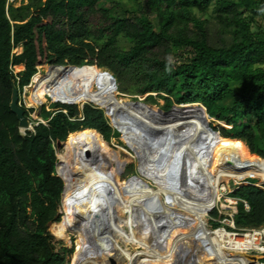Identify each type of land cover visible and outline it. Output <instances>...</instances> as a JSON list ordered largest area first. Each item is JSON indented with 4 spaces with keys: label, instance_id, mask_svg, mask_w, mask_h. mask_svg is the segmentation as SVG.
I'll list each match as a JSON object with an SVG mask.
<instances>
[{
    "label": "trees",
    "instance_id": "obj_1",
    "mask_svg": "<svg viewBox=\"0 0 264 264\" xmlns=\"http://www.w3.org/2000/svg\"><path fill=\"white\" fill-rule=\"evenodd\" d=\"M134 3L138 7H130ZM148 3L157 6L155 19L144 10ZM53 4L50 24L43 30L49 57L42 75L37 73L33 34L20 24L42 0H0V264H68L73 249L57 250L48 230L49 222L61 218L63 179L56 172V140L85 128L96 129L107 141L121 134L93 101L82 107L42 103L39 115L48 123L39 121L23 132L9 107L11 78L20 100L34 77L32 100L39 102L47 93L62 102H84L89 101L86 95L100 99L119 92L98 70L103 67L113 73L119 90L130 93L126 85L131 82V94L151 93L149 98L164 100V109L202 103L216 120L211 125L223 137L222 150L236 152L231 177L264 181V0ZM16 48L22 53L14 52ZM15 65L23 69L18 74ZM119 98L110 112L116 118L129 105L128 99ZM231 195L239 199L234 213L238 227L264 224V183L236 185ZM212 216H219L218 211Z\"/></svg>",
    "mask_w": 264,
    "mask_h": 264
},
{
    "label": "bare ground",
    "instance_id": "obj_2",
    "mask_svg": "<svg viewBox=\"0 0 264 264\" xmlns=\"http://www.w3.org/2000/svg\"><path fill=\"white\" fill-rule=\"evenodd\" d=\"M147 109L148 106L141 113L129 104L124 112H132L134 118L144 117L149 114ZM156 110L153 107V111ZM181 110L183 112H176L188 115L185 119L188 121L178 120L167 129L181 131L186 154L192 156L194 162L186 165V169L177 162L174 178H169L163 170H153L148 163L143 164L141 175L153 180L156 186L136 176L118 182L116 177L123 172L126 160L121 159L99 131L85 128L70 133L65 140L58 168L66 184L65 212L60 221L51 223V228L55 236L67 242H71L70 232L77 234L73 264H107L113 254L116 264H146L148 261L182 264L179 258L184 251L191 253L184 264H193L196 250L200 251V264L201 261L204 264H258L251 263L247 256V241H237L222 226L209 228L208 219L203 217L216 203H212L213 189L224 181L218 169V158L223 155L220 152L223 137L212 134L207 128L203 118L205 110L195 104L185 105ZM198 143H207L204 149L210 150L209 153L199 156ZM130 144L136 157L142 154L140 146ZM227 155L229 152L223 156L229 160ZM172 158L180 160L176 156ZM162 194L169 201L173 199L174 204L177 200L186 210L177 211L171 204L159 201ZM110 199L112 212H108ZM126 207L129 213L124 217L122 211ZM121 220L129 226L128 239L142 247L131 255L119 242L121 231L117 228Z\"/></svg>",
    "mask_w": 264,
    "mask_h": 264
},
{
    "label": "rangeland",
    "instance_id": "obj_3",
    "mask_svg": "<svg viewBox=\"0 0 264 264\" xmlns=\"http://www.w3.org/2000/svg\"><path fill=\"white\" fill-rule=\"evenodd\" d=\"M112 1H117V0H112ZM26 3L27 2H25L24 4H26ZM20 6H21L20 2H18L16 4V7H20ZM131 6L138 7V3H134V4L130 5V7ZM54 8H55V4H53V0H42V5L40 7L33 8V9L31 8L29 10V12H27L28 13L27 17L25 19H23L22 21H20V24H22L24 26V28H23L24 31L28 32L29 36H31L33 34V45H35V51H36V67L38 70L37 73H41L42 75L47 73L48 65H47L46 60L49 57V52L47 50L48 48H47L46 43H45V33L43 32V30H45L47 28V26L50 24V19H51L50 17L52 16L51 12L54 10ZM46 9H48L47 16H45ZM156 9H157V6L154 3H148V4L144 5L145 12L147 14H149V16L153 19H155ZM12 23H14V22H12ZM30 23L33 24L32 29L30 28ZM41 28H43V29L41 30ZM28 41H29L28 39L25 40L26 43H28ZM123 45L128 47V44H123ZM14 52H17V54H20V53H22V49L16 48L14 50ZM22 65L24 67L23 69H25L27 67L25 64H22ZM16 66L17 65L13 66V71L15 74H18L23 69H17ZM101 69L102 68H99L98 70H101ZM35 86H36V82H35V78L33 77V78H31L29 85L24 87L22 89V92H21V102L20 103H21V105H23L27 109V115L29 116V118L31 120V126L30 127H20L23 132L27 129H33L34 126L37 125L39 121H41V122L44 121L45 123H48V120H44L39 115V105H41L42 103H46L47 105H50V103H52V102L63 103L59 100H54L53 97L47 93L42 95V99H40L39 102L32 100L31 99L32 98V92H33V89L35 88ZM118 87H119V85H118ZM126 88L129 89L130 93L122 92L118 88V91H119L118 93H114L111 96H106V97L100 98V99L95 98L93 96H87L86 95V99L89 101H84V102H88V103L95 102L97 104H95V103H93V104L101 105L104 109H107V111H109L108 115L106 114L109 117H111L110 112L112 111V107L114 106L115 102H117V99L119 97H123V98H126L128 100H135V97H136L137 99H140L141 101H143L147 105L155 107V108L162 107V105L164 104V100L161 98H156V99L149 98L148 96L151 93H145V94H135L134 93V94H131L132 91L134 92V89L132 88L131 82L128 83V85H126ZM153 94H155V93H153ZM91 101H93V102H91ZM72 104H78L79 107H82V102H75ZM29 110H31V111H29ZM207 118H208L210 124L212 121H216L214 118L210 117L209 114L207 115ZM68 136H67V138H68ZM67 138L65 140H67ZM119 140H121V142ZM58 141H60V139L56 140V152H57V158H58L57 162H58V168H59L60 163H61V159L59 157V154L64 152L65 148H64V143H62L58 146V144H57ZM108 142L110 143L111 147L114 150L119 152L121 159L126 160L123 172L120 173L119 175H117V177H116V180L118 182H120V181L122 182L123 179H129L130 177H133L135 175H139L140 178L143 179L144 181H146L147 183H149V185L156 186V183L153 180L141 175V173L139 172V169H138L137 157L135 156L134 151L125 143L124 138L121 136V134L118 137H113L111 139V141H108ZM222 143L220 146V150H221L220 152L223 155L227 154L229 152V155H227V157L229 156L228 159L230 160V162H227V159H225V156H223V155L219 156V158H218L219 173H220V176L224 179V181L219 182V184L215 187V189H213L212 203L214 201H217V195L219 193L220 187L225 186V188L229 192V191L233 190L236 187V185L247 184V183L251 182L252 180H256V184H258V185L264 183V181H262L259 177H256V176L251 177V176L247 175V176H244L242 178H232L231 177L232 172L236 171V167L234 164L236 152L233 150H227V151L222 150ZM251 154L256 155L253 153H251ZM256 156H258V155H256ZM262 159H264V158H262ZM120 177H121V179H120ZM250 178H252V179H250ZM63 199H64V196H63V194H61L60 203H59V207H58V212L59 211L61 212L60 213L61 219H62L64 212H65ZM158 200L161 202H164V203L171 204L173 206V208L176 209L177 211H185L186 210V207H184L182 204H180L177 200H176V204H174V202H171V201H173V199L171 201H169V198L167 199L166 195H164V194L159 195ZM212 203L210 205H212ZM112 204H113L112 199H110L108 212L113 209ZM227 209H228V207H225V209H223V210L221 209V210L223 213H226ZM128 210H129V208L126 207L122 211V215L124 217H126L128 215V213H129ZM213 210H215V208H212L208 212V214H207V210H206L204 212L203 217L206 220L208 219L207 224L209 225V228L210 227L218 228L219 225L214 226L213 222H212V221H214L212 219V211ZM51 223L52 222L48 223V230L53 235L54 241H56V243H57L56 249L60 250V248L62 246H65L67 248H72L73 252L71 254H69V256L67 257V262H68V264H73L72 262L74 260V253H75L76 245H77L76 241L78 239L77 234L70 232L69 234H70L71 242H67V240L55 236V234L53 233L52 228H51ZM223 225H225V224L224 223L221 224L220 227ZM117 230L119 232L121 231L120 237H119V242L121 243L122 246H124V248L129 249L128 254L131 255L136 250L142 249V247L140 245H133V243H132L133 241L128 239V236L131 235V233L129 231V226L127 225V222H125L124 220L123 221L121 220L120 225L117 228ZM122 232H123V234H122ZM181 233L184 234L182 231H181ZM187 239H188V237H187ZM191 244H192V242H191ZM191 244H190V247L192 248L193 245H191ZM189 251L191 252L192 250H189ZM190 254L191 253H189L187 251H184V253L180 252V258H179L180 263L184 264V262H186L187 258L190 257ZM195 255H196L195 257H197V258H196V260L194 258L195 262L193 264H200L199 258H198V256L200 255V251L196 250ZM113 256H114V254H113ZM113 256L112 257L110 256V259L107 260V264H116L117 261H115ZM146 264H156V263L154 261H148ZM159 264H172V262L168 263V262L163 261V262H160ZM201 264H204V263H202V261H201Z\"/></svg>",
    "mask_w": 264,
    "mask_h": 264
},
{
    "label": "water",
    "instance_id": "obj_4",
    "mask_svg": "<svg viewBox=\"0 0 264 264\" xmlns=\"http://www.w3.org/2000/svg\"><path fill=\"white\" fill-rule=\"evenodd\" d=\"M102 71L108 75L111 80L114 88H118L117 80L113 73L103 67H101ZM11 96L9 101V107L13 113L16 114L18 118L19 126L21 127H29L31 125L30 119L25 114V109L19 104V91L16 84L15 79L11 78ZM62 102V101H61ZM63 103H75V102H63ZM128 104H131L135 109H138L141 113H144L143 109L145 107H149L147 109V113L143 115L144 117L138 116L134 118V115L131 116L132 112H122L120 111L117 115V118L111 114L110 120L111 124L121 133V136L124 138L125 143L135 151L134 147L130 144L131 142L140 146L143 150L142 154L137 155L138 160V169L139 172L142 173V165L148 163L152 169L156 170H163L164 173L168 175L169 178H174L177 176V162L181 165L184 164V169L190 164H193L192 156L186 154L183 140L180 137L182 134L181 131H172L168 130L167 128L172 124L176 123L178 120L188 121L185 120L188 115L178 114L176 111L183 112L181 108L185 105H193L195 104L197 108L206 112L204 118V122L207 128L212 132V134H220L219 131L215 130L208 118H207V111L203 104L201 103H181V104H174L170 109H163L162 107H158L156 112L153 111V107L147 105L140 99L136 100H128ZM84 103H82V106ZM99 107L103 108L101 105ZM105 113L108 115L109 111L104 109ZM187 111V110H186ZM132 113V114H130ZM147 117V119L145 118ZM93 129V128H90ZM96 130V129H95ZM221 135V134H220ZM219 137V136H218ZM131 140V142L129 141ZM65 140L58 141V146L64 143ZM108 142V141H107ZM199 149L198 152L199 156H203L208 154L210 150L204 149L206 148L207 143H198ZM172 156H176V159H180L179 161L173 160ZM230 162V160H227ZM187 165V166H186ZM56 172L57 174L63 179V192L65 189V179L62 176L61 172L58 169V162L56 164ZM189 173V172H188ZM62 192V194H63ZM213 208L210 207L208 211ZM59 213H61L59 211ZM250 259L251 263H258L259 260L262 258L260 254H250L247 255Z\"/></svg>",
    "mask_w": 264,
    "mask_h": 264
},
{
    "label": "built area",
    "instance_id": "obj_5",
    "mask_svg": "<svg viewBox=\"0 0 264 264\" xmlns=\"http://www.w3.org/2000/svg\"><path fill=\"white\" fill-rule=\"evenodd\" d=\"M235 189L236 187L228 192L225 186L220 187V194L215 205H213V208L218 211L219 216H212V219L220 222V225L224 223L225 225L222 227L231 232L237 241H247L248 247L245 249L247 253L260 254L262 258L259 260L258 264H264V224L252 228H240L236 225L234 213L238 210L237 204L239 199L231 195V192ZM244 204L246 209L250 208L246 200H244ZM225 207H228V209L226 213H223L222 210L225 209ZM220 225L218 227H220Z\"/></svg>",
    "mask_w": 264,
    "mask_h": 264
},
{
    "label": "clouds",
    "instance_id": "obj_6",
    "mask_svg": "<svg viewBox=\"0 0 264 264\" xmlns=\"http://www.w3.org/2000/svg\"><path fill=\"white\" fill-rule=\"evenodd\" d=\"M37 72H38V70H37ZM29 85V84H28ZM28 85H26V86H28ZM118 85V84H117ZM26 86H24V87H26ZM119 88V87H118ZM136 100V99H135ZM21 100L19 99V104L21 105ZM82 103H86V102H82ZM189 103V102H188ZM195 103H199V102H195ZM181 104V103H180ZM202 104V103H201ZM178 105V104H177ZM24 109H25V114H26V116L29 118V116L27 115V109L23 106V105H21ZM101 108V107H100ZM104 109V108H103ZM164 109V108H163ZM29 111H31V110H29ZM106 114V113H105ZM208 114V113H207ZM30 119V118H29ZM31 121V120H30ZM42 122H44V121H42ZM110 122H111V120H110ZM39 123V122H38ZM112 125V124H111ZM31 126V125H30ZM29 126V127H30ZM113 126V125H112ZM212 126V125H211ZM21 127V126H20ZM213 127V126H212ZM218 131V130H217ZM221 134V133H220ZM103 136V135H102ZM104 138V137H103ZM106 140V139H105ZM107 141V140H106ZM61 219V218H60ZM57 222V221H56Z\"/></svg>",
    "mask_w": 264,
    "mask_h": 264
}]
</instances>
